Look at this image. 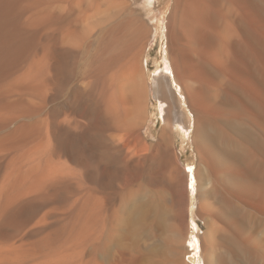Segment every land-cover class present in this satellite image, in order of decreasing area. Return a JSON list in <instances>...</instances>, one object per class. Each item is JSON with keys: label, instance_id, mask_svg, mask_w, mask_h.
I'll list each match as a JSON object with an SVG mask.
<instances>
[{"label": "bare ground", "instance_id": "6f19581e", "mask_svg": "<svg viewBox=\"0 0 264 264\" xmlns=\"http://www.w3.org/2000/svg\"><path fill=\"white\" fill-rule=\"evenodd\" d=\"M100 1L0 0V264L87 242L93 227H107L88 252L95 264L114 251L127 264H187L179 223L185 185L190 215L208 217L201 239L191 219L197 263L264 264V0H174L166 26L171 81L157 84L156 95L169 110L181 97L198 154L190 174L177 151L181 123L166 119L155 142L141 133L150 110L145 23L127 0H107L103 11ZM90 8L99 18L85 22ZM79 61L88 82L52 110ZM46 141L49 166L15 165L2 180L11 153ZM119 153L128 157L120 175L109 167ZM28 175L33 190L22 185ZM80 176L87 193L62 221L10 242L17 238L8 229L31 223L38 200L64 204ZM118 178L117 207L102 194Z\"/></svg>", "mask_w": 264, "mask_h": 264}, {"label": "rangeland", "instance_id": "374dc122", "mask_svg": "<svg viewBox=\"0 0 264 264\" xmlns=\"http://www.w3.org/2000/svg\"><path fill=\"white\" fill-rule=\"evenodd\" d=\"M106 1L107 0L100 1L99 3V6L101 7L100 10L103 11L102 8L105 9L104 5H106ZM127 1H128L129 11H131V13H133L134 15L136 14L138 16L137 18L142 23L143 22L145 23L149 31V35L146 40V49L149 54L148 57L145 59V64H146L145 74H146V81L149 90L150 110L148 112V117L145 125L141 130V133L144 136V138H146L147 142H152V141L155 142L159 140L162 135V131L165 127L166 119L173 121V123L175 122L181 123L182 126L180 125L177 126L176 123L177 126L176 130L178 132L177 140H176L177 151L181 155L182 167L184 168L186 173L190 174V172L195 171L198 166V154L196 152V148L193 143V131L191 130L192 133L188 134L189 124L186 122L185 115L183 114L182 111L183 110L182 104L179 102L180 101L179 98L181 99V97L179 96L178 93L175 105L173 106L172 110H169L168 105L163 103V100L157 98L156 95L157 84L159 83L164 84L165 83V81L163 80L164 78H166L169 83L171 81L172 73L166 70V65H165L166 63L165 57L167 54L166 49L168 46L167 45L168 41L166 37V33H167L166 26L168 23V18L170 17L174 9V0H127ZM91 9L92 8L87 10V13L89 15H86L87 19L85 18L86 20L85 22L88 21L93 22L96 21L95 19H97L94 18V16L97 15V13ZM97 16L99 18V15ZM90 17L91 19L92 18L93 19L90 20L89 19ZM79 19L81 22V11H79L78 13V20ZM151 58L153 61L151 60ZM151 61L154 63L153 64L150 63ZM81 62L83 61L81 60ZM81 62L79 61L80 64L77 63V65L74 66V69L75 68L76 69L75 70L73 69L74 73H73L72 82L70 81L68 82V84L66 83L67 85H65L64 88L61 90L60 96L53 102V104H50L49 108L50 107L51 109L53 108L52 110L62 108V106H64L69 101L71 90L72 88L75 87V84L78 85V84H83L84 82H88L87 77L85 76V70L83 68L84 66H82L83 63ZM176 84L177 83H172V89L176 90V92L177 91L179 92L180 89L178 87V84L177 85ZM49 108H46L47 110H45V113L48 110L52 111ZM44 114L43 116L41 114V117H45ZM45 118H42L43 121ZM40 142L38 143L39 146L38 145L36 147L32 146L37 144V142H35L34 144L29 145L22 151L15 152V154L11 153L12 158L15 160V162L13 164H10V166L4 172H2L3 173V176L1 177L2 180L4 178H7L9 171L15 165L21 166L22 169L27 170L35 162L43 163L44 161H47L46 158H48L50 144L48 141H46V143L45 142L40 143ZM262 150L263 149L260 146V154L262 153L261 152ZM95 153L98 155L100 154L98 148L97 151H95ZM120 154L123 160H121ZM38 159L39 161H37ZM109 159H111V156L109 157ZM112 159L111 161L109 160L110 161L109 167L111 168V170H114L115 168V171L117 170L116 173L120 175V173L125 169L126 160H128L127 153H119L118 158H116L115 160ZM9 162H7V166L9 165ZM45 164H48V166L50 165L47 162L43 163V165ZM83 179H85L84 176H80L77 182H75V184L73 185L75 191L72 194L68 193L62 195L64 196L63 200L64 199L66 200L64 204L60 203L56 197H50L49 199H45V200H38L36 202L38 203L37 209L35 211V215L33 216V220L31 221V223L29 222L24 224L23 229L22 227H20L17 230H15L14 228L8 229V233L9 234L11 233L12 235L11 234L10 235L12 237H16L18 239L17 240L14 238L10 242L12 244H15V241L16 242L19 241V238L21 239V236L25 238L32 231L38 230L41 227H45V225L49 223L54 224L57 221H62L65 218V215L67 213H70L72 208L76 204H78L85 196V193H87L86 192L87 190L85 191V189L88 188L90 184L89 182L86 181V179L85 180ZM115 179H117V177H115ZM115 179H113L112 181H114ZM115 181L116 182H112V184L110 182V184L108 185L110 189H108L107 194L106 192H104L102 196L105 197L106 195V198H110L115 204V206L118 207L120 206L122 199L121 197L122 189L120 187L121 183L119 181V178H118V182L117 180ZM32 183L33 182L29 179V175H28L26 181L23 180L22 185L27 190H33ZM180 197H181L180 199H181L182 208L179 211V223L181 229L184 231L183 234L185 235V236L183 235L184 237L182 239V241L184 239L185 241L181 243L182 246L184 245V248L182 249L184 250L185 254L188 253L187 256L191 257V260H187L188 261L187 264H198L197 263L198 259L202 255V253L198 254V252L201 251L197 252L196 249L190 243L192 241V240L190 241V237L192 236L191 232L194 226L191 224V219L193 218V220H195V223L198 225V227H196L198 228L197 235L199 239H201L205 235V233L209 230V226L207 222L208 217L206 218L200 215L197 209H195L193 214L190 215L191 196L189 194V190L186 187V185L182 189L180 193ZM46 219H48L49 222ZM261 222H263L264 224V220L260 219V227H262ZM253 224L254 227H257L259 225L258 223H256L257 224L256 225L255 222L254 223L252 222V224L250 225L253 226ZM222 226L224 227V225ZM106 230L107 227H93L90 231V238L87 242L81 238L67 241L52 253L50 252L48 254H41V255L37 254L35 256L29 257V259L25 258L22 261L17 262L16 264H91V263L95 264L96 255L88 254V252H90V250L94 248V245L100 241V239L104 236ZM25 241L28 242L29 240L26 239ZM87 255H91L94 257H90ZM103 264H127V263L124 261L123 257L119 252L114 251L113 256L104 260Z\"/></svg>", "mask_w": 264, "mask_h": 264}]
</instances>
